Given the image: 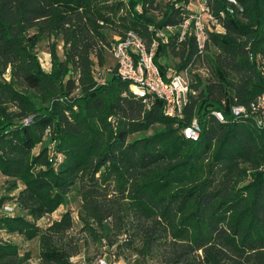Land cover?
<instances>
[{"label":"trees","instance_id":"trees-1","mask_svg":"<svg viewBox=\"0 0 264 264\" xmlns=\"http://www.w3.org/2000/svg\"><path fill=\"white\" fill-rule=\"evenodd\" d=\"M193 1L0 0V210L12 199L18 209L0 215V232L38 240L39 264H78L79 240H65L70 212L38 225L72 194L85 244L113 262L136 255L159 264H264V128L230 113L264 93V0H204L222 31L213 26L203 52L191 28L178 38ZM129 31L148 48L158 41L163 76L205 62L210 77L194 76L182 119L165 117L159 100L147 107L114 69L99 80L114 66L106 62L111 37ZM51 38L62 56L52 42L46 72L36 49ZM195 118L194 142L182 129ZM30 258L0 238V264Z\"/></svg>","mask_w":264,"mask_h":264},{"label":"built area","instance_id":"built-area-1","mask_svg":"<svg viewBox=\"0 0 264 264\" xmlns=\"http://www.w3.org/2000/svg\"><path fill=\"white\" fill-rule=\"evenodd\" d=\"M230 1L234 2V0ZM203 2L204 0H201L200 10H196L190 3L189 7L193 8L195 12L183 21L178 37L179 41L184 40L191 28V33L200 52L206 49L209 32L214 29L222 31ZM213 26H215L214 29ZM148 28L150 31L154 30L153 27ZM167 30L170 31L171 28H167ZM155 35L166 42L164 31L158 30ZM157 46L158 41L153 39L150 48H148L144 39L133 31L125 33L122 37H113L108 52L113 58L114 66L99 71L98 77L102 81L114 69L115 75L128 84L130 93L142 99L147 107L150 108L154 100H159L162 102V113L165 117L180 120L184 116L183 109L188 102V95L190 93L194 95L195 92L190 91V80L186 71L177 72L173 68H168L165 76L161 74L154 62V52ZM230 113L234 118H250L258 128L263 129L264 93L258 96L249 107H232ZM212 114L218 121L224 122L221 112L214 111ZM200 134L201 127L196 118L182 129L184 138L194 142L199 140ZM50 156L53 157V152L50 153ZM57 160L60 161V158L58 157ZM2 214L13 217L16 214V205L3 206ZM99 264H106V262L99 260Z\"/></svg>","mask_w":264,"mask_h":264},{"label":"rangeland","instance_id":"rangeland-1","mask_svg":"<svg viewBox=\"0 0 264 264\" xmlns=\"http://www.w3.org/2000/svg\"><path fill=\"white\" fill-rule=\"evenodd\" d=\"M192 7H194L196 10H200L201 8V0H194L192 2ZM109 33V32H108ZM115 35H113L111 38L113 39ZM55 42L57 45V52L59 56H62V43L60 40H54V38L51 39H43L37 46L36 49V54L37 57L39 58L40 65L42 69L46 72H49L50 70V55H49V45ZM106 62L110 66L114 65L113 58L111 55H107L106 57ZM168 62L171 66H175L178 63L177 58L169 57ZM198 75L201 77V79H208L210 77L209 71L207 69V66L205 62H198L192 67H190L189 72H188V78L191 82H194V76ZM152 133V131L146 132L144 134L136 135L137 137L140 136H148ZM133 136L132 138H134ZM40 146H37L34 149V153H37L39 150ZM6 187H7V182L6 178L2 177L0 175V197L4 196L6 194ZM13 195V194H12ZM11 195V196H12ZM80 199L77 198L74 194L70 196V202L67 207H59L53 214L49 216H45L42 218L39 222L38 225L41 228H46L48 227L53 221L59 220L60 217L65 213V212H70L72 217H73V227L72 229L68 232V235L66 236L65 240L69 238H75L79 240V245H80V254L72 258L73 262H77L78 264H86L84 262H91L90 264H99V260L106 262V264H137V262H141L142 264H159L156 259H145L144 261L139 258L136 255H131L129 258H120L117 262H113L112 257L109 256V254L103 250V248H99L96 245H93L91 243H87V245L84 242V235L80 231V223L78 222L77 217V210L79 209L80 206ZM14 201L8 200L4 203L3 206H13ZM16 210L18 212V209L16 207ZM2 214V209L0 210V215ZM0 238L2 240H11L14 243L18 244L20 247V252H29L31 255V258L29 260V264H39L38 260V253H39V248H38V240H32L29 242L24 241L23 239L17 237V236H9L4 232H0Z\"/></svg>","mask_w":264,"mask_h":264}]
</instances>
